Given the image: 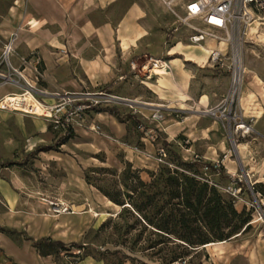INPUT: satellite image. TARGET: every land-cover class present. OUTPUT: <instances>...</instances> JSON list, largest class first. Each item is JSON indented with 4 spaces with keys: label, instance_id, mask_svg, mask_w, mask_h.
Segmentation results:
<instances>
[{
    "label": "rangeland",
    "instance_id": "rangeland-1",
    "mask_svg": "<svg viewBox=\"0 0 264 264\" xmlns=\"http://www.w3.org/2000/svg\"><path fill=\"white\" fill-rule=\"evenodd\" d=\"M168 2H106L92 23L111 31L103 41L78 35L68 46L65 31L58 39L51 36L61 47L54 43L49 51L62 49L68 66L55 73L52 58L43 51L57 89L48 94L37 78L33 88L42 94L32 93L33 98L49 107L65 103L69 92L104 95L99 105L77 114L68 134L54 128L44 111L40 117L0 110V264H106L100 256L105 250L114 254L110 264H164L170 245L142 231L129 204L138 203L131 196L137 180L148 183L165 167L194 174L249 217L243 233L171 264H264V22L240 24L227 34L213 32L214 38L190 44L189 31L177 21L178 7ZM132 6L137 13L129 21ZM6 7L7 0H0V14ZM102 43L106 49L97 50ZM235 44L248 71L232 103L251 127L244 139L229 135L221 118L211 114L229 90ZM200 46L219 52V59L211 61ZM97 57L107 75L78 86L64 83L82 78L72 60ZM150 60L166 62L165 75L169 61L178 60L183 91L167 92V79L150 71ZM189 99L203 107H192ZM203 109L210 112L198 113ZM154 113L158 122L151 120ZM43 239L59 241L69 251L42 244L49 255L40 256L33 243Z\"/></svg>",
    "mask_w": 264,
    "mask_h": 264
},
{
    "label": "crops",
    "instance_id": "crops-1",
    "mask_svg": "<svg viewBox=\"0 0 264 264\" xmlns=\"http://www.w3.org/2000/svg\"><path fill=\"white\" fill-rule=\"evenodd\" d=\"M118 1L119 0H7V7L5 11L0 14V52L2 45L11 35H14V54L11 57V65L19 69L20 75L32 87L35 80L38 78L44 82L43 90L45 92L48 94L56 93L53 92V89L56 90L57 86H52L56 81L48 77L50 64L48 65V63L44 61L42 52H46V55L52 58L55 68L54 72L59 73L60 70L68 66V63H66L62 57V49H52V52H50L49 46H54V43H56V47L59 45V47H61V44H58L55 39L64 35V31L66 36L69 37L67 40L68 46H72V44L76 42L74 36L78 35L81 37H99L101 41L105 39L104 37L108 38L111 31L106 30L104 27L98 26L97 24H92L93 19H95L106 2L115 4L118 3ZM43 9L46 11V14L41 12ZM128 13H131L128 17L129 21L134 20L137 13L135 7H130ZM46 21H48L49 26L52 28L49 26L47 27ZM63 21L65 22L63 23ZM78 23L79 26H76ZM112 34L114 35L113 31ZM51 36H54L55 39H52ZM105 45L107 44L102 43L97 50H105ZM31 54H34L38 58V75L33 72L34 67L31 63ZM18 57L24 58L26 62L23 65H20ZM53 57L56 58L53 59ZM60 60L61 64H56ZM134 61L135 60L132 61V64L135 65ZM169 62V72L166 75L164 74L168 84L166 91L173 92L175 89L179 90L178 92L183 91L184 72L180 67L179 61L171 60ZM75 63L80 66L82 78H78V81H76V78H70L69 81L67 80L64 82L65 84L78 86L79 84L77 82L92 81L94 80V76L102 78L107 75L106 64L98 57L71 61V65ZM21 92L20 89L15 88L11 84H0V99H2L0 105L8 104L10 106L12 103L17 102V109H12L13 111L41 117L42 111L38 110L36 104L31 100L28 94H23L22 97H20L19 94ZM242 98H244V96ZM48 99H50V97H48ZM189 100L190 101L186 102H192V107H203L199 102H196L193 99ZM262 105L264 106V102H262Z\"/></svg>",
    "mask_w": 264,
    "mask_h": 264
},
{
    "label": "trees",
    "instance_id": "trees-1",
    "mask_svg": "<svg viewBox=\"0 0 264 264\" xmlns=\"http://www.w3.org/2000/svg\"><path fill=\"white\" fill-rule=\"evenodd\" d=\"M136 186L131 196L138 203L129 204V207L142 231L148 229L170 245L164 264L183 261L188 254H197V250L206 245L224 242L248 227L246 213L236 212L232 203L214 187L200 181L194 174L188 175L186 171L178 172L165 167L151 175L148 183L137 180ZM107 197L115 205L122 206L116 199ZM42 244L54 247L55 252L69 251L59 241L43 239L33 243L40 256L49 255L43 251ZM70 247L83 249L81 246ZM113 255L107 250L100 253L106 264H110Z\"/></svg>",
    "mask_w": 264,
    "mask_h": 264
},
{
    "label": "built area",
    "instance_id": "built-area-1",
    "mask_svg": "<svg viewBox=\"0 0 264 264\" xmlns=\"http://www.w3.org/2000/svg\"><path fill=\"white\" fill-rule=\"evenodd\" d=\"M168 6L178 7L180 14L177 15V21L178 24L186 27L189 31L188 41L190 44H198L206 36L214 38L213 32H224L227 34L232 32L235 26L239 28L240 24L250 25L254 22H264V0H169ZM13 38L14 35H11L1 48L0 66L4 69L3 72H0V82L2 84L8 83L21 89L20 97L24 93H27L36 104L38 110L47 113L48 122L54 128L61 127L64 131H68V134L73 119L77 118V114L90 107L99 105L104 96L103 93L90 95L83 92H69L65 96V103L49 107L42 106L32 96V93H42L29 85L20 75L19 69L11 65V57L14 54ZM30 56L32 57L31 63L34 67L33 72L38 75V58L34 54ZM209 57L211 61H216L219 59V52L211 51L209 52ZM18 61L20 65L26 62L21 57H18ZM147 65L151 72L156 70L155 73L158 74H164L168 70L167 63L162 60H150ZM133 68L134 64L131 63L130 69L132 70ZM241 80L242 78H238L232 70L229 90L219 108L220 111L216 110V112L211 113L215 118L217 116L221 118L220 123L222 127L235 139H244L251 132L250 125L240 117V114L236 110H232L233 100L240 92ZM88 97H93L94 100ZM115 98L110 96V99ZM12 105L1 104L0 110L13 111L12 109H17V102L12 103ZM209 112L203 109L198 113L207 114ZM159 119L160 117L157 114L151 115L152 122H158ZM157 155L158 157L163 156L161 148L157 149ZM229 189L235 191L233 187H229ZM249 191L252 192V184L249 185Z\"/></svg>",
    "mask_w": 264,
    "mask_h": 264
},
{
    "label": "bare ground",
    "instance_id": "bare-ground-1",
    "mask_svg": "<svg viewBox=\"0 0 264 264\" xmlns=\"http://www.w3.org/2000/svg\"><path fill=\"white\" fill-rule=\"evenodd\" d=\"M200 50H202L204 52H209L208 50H206L205 48H203L201 46H200ZM232 63H233V68H234L233 72L235 73V75L238 78H242V75L244 74V72L248 73V71L245 70L244 67L240 63V59H239V55H238V50H237V45L236 44L233 46V49H232ZM240 89H241V87H240ZM24 94L27 95V93H24ZM239 146H241V145L238 144L237 146H234V147H236V149H238ZM237 155L239 157V152H238Z\"/></svg>",
    "mask_w": 264,
    "mask_h": 264
}]
</instances>
